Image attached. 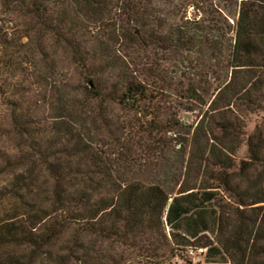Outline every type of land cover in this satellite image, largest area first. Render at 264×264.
I'll list each match as a JSON object with an SVG mask.
<instances>
[{
  "label": "trees",
  "instance_id": "16d2710c",
  "mask_svg": "<svg viewBox=\"0 0 264 264\" xmlns=\"http://www.w3.org/2000/svg\"><path fill=\"white\" fill-rule=\"evenodd\" d=\"M22 1L45 22L51 0ZM214 1L218 17H208ZM68 4V46L79 61L87 58L76 27L109 7L127 24L109 41L127 38L126 50L105 49L110 80L86 73L82 102L54 87L47 130L32 131L17 86L0 83L19 138L7 142L0 125V177H11L0 188V264H124L130 255L118 246L171 252L139 264H192L190 247L206 249L204 264H264V130L245 140L242 117L263 109L264 0ZM114 106L126 115H110Z\"/></svg>",
  "mask_w": 264,
  "mask_h": 264
},
{
  "label": "rangeland",
  "instance_id": "374dc122",
  "mask_svg": "<svg viewBox=\"0 0 264 264\" xmlns=\"http://www.w3.org/2000/svg\"><path fill=\"white\" fill-rule=\"evenodd\" d=\"M22 2V0H0L2 29L7 34V42L0 46V63L7 78L0 80V83L10 84L8 88L17 86L16 90L10 89L14 91L12 93L15 94L14 99L21 103L22 115L27 116L34 123L36 128L32 131L35 132V130H47L52 118L56 116L58 93L53 91L55 86L57 91H61L67 97L69 95L71 99L82 102L86 73H104L103 79L110 80L109 64L105 60L109 57L105 49L108 50L109 47V50L113 51L126 50L127 38H123V42L120 41V46L114 41L110 42L109 35L115 30L120 34L119 32L123 27H127V24L126 18L115 7L107 8L105 13L98 17L102 20L92 19L89 15L84 16L76 27V36L73 37L78 51L87 58L86 62L82 60L80 62L78 57H75L74 46L72 45V48L68 46V38H72L68 27V17L73 16V9L69 6L68 0H51L48 11L45 13V22ZM26 3L28 4L27 1ZM213 3L214 6L208 7L211 13L208 17H218L216 13L219 11L218 2ZM227 5L224 1L219 4L220 9H227ZM184 11V9L181 10V15ZM196 15H198L197 11H193V8L188 9V18H195ZM102 44L104 49L99 47ZM115 67L118 70L120 65ZM261 94L264 97V88ZM1 96L0 93V125L5 132L9 133L7 142H17L19 138L12 127L11 108L4 103ZM262 105V110L255 113H247L244 110L242 114L245 121V140L257 128L264 130V102ZM109 112L116 117L126 115L124 109L118 106L112 107ZM193 119L194 117H191V120ZM246 160H248V150L244 143L235 155V163L239 168L241 162ZM10 179L9 176L0 177V188ZM39 182L44 183V178L41 177ZM110 245L111 243L104 242L105 248H110ZM117 248L130 255L124 264H139L148 258L153 261L156 258L161 261L171 259V252L166 247L158 252L157 257L128 247L118 246ZM195 261L198 264H204L202 258L197 257Z\"/></svg>",
  "mask_w": 264,
  "mask_h": 264
},
{
  "label": "built area",
  "instance_id": "2783aa9c",
  "mask_svg": "<svg viewBox=\"0 0 264 264\" xmlns=\"http://www.w3.org/2000/svg\"><path fill=\"white\" fill-rule=\"evenodd\" d=\"M2 22L3 21H2V17H1V13H0V26L2 25ZM205 251H206V249L190 247L187 251V254H188L189 258H191L192 264H196L197 261H195V258H197L200 254H202ZM172 264H185V263H183L179 259H174L172 261Z\"/></svg>",
  "mask_w": 264,
  "mask_h": 264
},
{
  "label": "water",
  "instance_id": "95a60500",
  "mask_svg": "<svg viewBox=\"0 0 264 264\" xmlns=\"http://www.w3.org/2000/svg\"><path fill=\"white\" fill-rule=\"evenodd\" d=\"M136 34H137V35H139V32H138V31H136Z\"/></svg>",
  "mask_w": 264,
  "mask_h": 264
}]
</instances>
